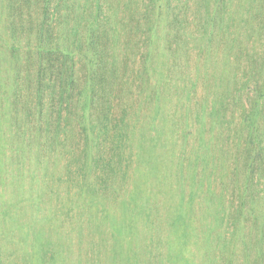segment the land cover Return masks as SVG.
<instances>
[{"label":"rangeland","instance_id":"obj_1","mask_svg":"<svg viewBox=\"0 0 264 264\" xmlns=\"http://www.w3.org/2000/svg\"><path fill=\"white\" fill-rule=\"evenodd\" d=\"M0 264H264V0H0Z\"/></svg>","mask_w":264,"mask_h":264}]
</instances>
